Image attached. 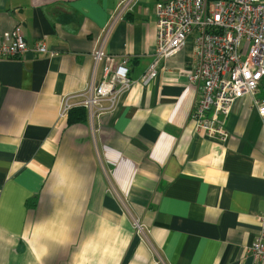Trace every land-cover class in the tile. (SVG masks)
Returning <instances> with one entry per match:
<instances>
[{"label":"crops","instance_id":"crops-1","mask_svg":"<svg viewBox=\"0 0 264 264\" xmlns=\"http://www.w3.org/2000/svg\"><path fill=\"white\" fill-rule=\"evenodd\" d=\"M121 1L0 0V40L21 27L53 54L0 59V264H259L264 79L233 104L230 139L206 137L192 40L143 83L171 0L116 19ZM99 49L126 61L130 85L110 113L69 124L66 103L106 78Z\"/></svg>","mask_w":264,"mask_h":264},{"label":"built area","instance_id":"built-area-1","mask_svg":"<svg viewBox=\"0 0 264 264\" xmlns=\"http://www.w3.org/2000/svg\"><path fill=\"white\" fill-rule=\"evenodd\" d=\"M134 1L122 0L116 19ZM155 12L157 45L143 83L155 80L160 62L174 57L192 40L195 56L188 79L197 88L192 119L197 131L206 137L227 142L231 134L225 125L233 104L244 96L255 95L264 79V0H171L159 4ZM28 51L53 55L45 41L30 47L21 27L0 40V59H21ZM94 56L97 63H106L105 80L82 93L77 104L67 102L61 116L81 107L93 123L104 112L110 113L121 90L129 87L126 61L114 67V57L104 49ZM104 100L110 102L107 109L102 107ZM254 105L264 117V106L259 101ZM260 223V234L250 252L257 263L264 264V213ZM135 228L142 230L139 223Z\"/></svg>","mask_w":264,"mask_h":264},{"label":"trees","instance_id":"trees-1","mask_svg":"<svg viewBox=\"0 0 264 264\" xmlns=\"http://www.w3.org/2000/svg\"><path fill=\"white\" fill-rule=\"evenodd\" d=\"M69 124L85 123L88 121V114L85 108L76 107L69 112Z\"/></svg>","mask_w":264,"mask_h":264}]
</instances>
